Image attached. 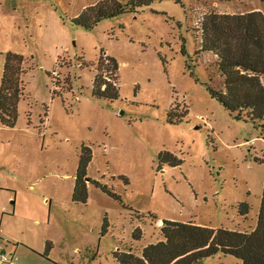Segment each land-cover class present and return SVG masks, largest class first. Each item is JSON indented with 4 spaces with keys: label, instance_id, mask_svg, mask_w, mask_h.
<instances>
[{
    "label": "rangeland",
    "instance_id": "1",
    "mask_svg": "<svg viewBox=\"0 0 264 264\" xmlns=\"http://www.w3.org/2000/svg\"><path fill=\"white\" fill-rule=\"evenodd\" d=\"M101 1L0 0V87L7 55L24 58L16 123L0 120V247L16 259L8 264H119L115 252L140 255L162 241L164 220L256 228L264 132L210 95L225 80L202 51L201 28L211 12L264 4L155 0L92 29L74 22ZM102 53L118 64L106 72L119 87L114 101L93 95ZM83 146L92 152L86 204L73 201ZM197 264L242 262L219 253Z\"/></svg>",
    "mask_w": 264,
    "mask_h": 264
},
{
    "label": "trees",
    "instance_id": "2",
    "mask_svg": "<svg viewBox=\"0 0 264 264\" xmlns=\"http://www.w3.org/2000/svg\"><path fill=\"white\" fill-rule=\"evenodd\" d=\"M155 0H103L87 9L75 19L77 25L92 29L106 19L136 11L151 5ZM222 2L244 0H217ZM264 4V0H260ZM202 51L216 57V67L224 78L222 90L209 87L212 98L218 100L231 113L242 114L254 123H261L264 132V12L206 14L202 22ZM24 58L8 54L4 65L0 87V120L13 127L17 120V106L22 89L20 75ZM108 75L118 72L115 59L102 53L98 74L94 81L93 95L111 101L119 99V87ZM109 77V78H108ZM169 154H161L166 160ZM92 152L82 147V154L76 178L73 201L86 204L88 200L87 168ZM173 165H179L175 162ZM241 215L249 212L248 205H242ZM108 222L104 221L106 231ZM162 241L143 248L140 255L129 251L115 252L119 264H197L219 253L230 255L242 264H264V189L256 228L251 232L212 229L197 226L191 222L162 221ZM135 241L142 239L140 228L133 234ZM51 244L47 243L46 253Z\"/></svg>",
    "mask_w": 264,
    "mask_h": 264
},
{
    "label": "built area",
    "instance_id": "3",
    "mask_svg": "<svg viewBox=\"0 0 264 264\" xmlns=\"http://www.w3.org/2000/svg\"><path fill=\"white\" fill-rule=\"evenodd\" d=\"M105 59L108 57L106 54H104ZM15 258L13 256H9L3 248L0 247V264H8V263H14Z\"/></svg>",
    "mask_w": 264,
    "mask_h": 264
},
{
    "label": "crops",
    "instance_id": "4",
    "mask_svg": "<svg viewBox=\"0 0 264 264\" xmlns=\"http://www.w3.org/2000/svg\"><path fill=\"white\" fill-rule=\"evenodd\" d=\"M252 11H255V10H251V11H249V12H252ZM222 14H236V13H222Z\"/></svg>",
    "mask_w": 264,
    "mask_h": 264
}]
</instances>
